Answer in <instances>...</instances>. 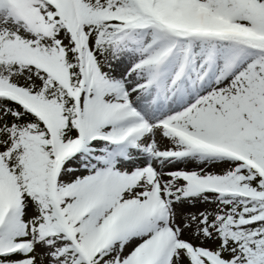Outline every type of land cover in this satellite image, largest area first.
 Here are the masks:
<instances>
[{"label":"snow or ice","instance_id":"1","mask_svg":"<svg viewBox=\"0 0 264 264\" xmlns=\"http://www.w3.org/2000/svg\"><path fill=\"white\" fill-rule=\"evenodd\" d=\"M0 264H264V0H0Z\"/></svg>","mask_w":264,"mask_h":264},{"label":"rangeland","instance_id":"2","mask_svg":"<svg viewBox=\"0 0 264 264\" xmlns=\"http://www.w3.org/2000/svg\"><path fill=\"white\" fill-rule=\"evenodd\" d=\"M193 211L195 210V209H192Z\"/></svg>","mask_w":264,"mask_h":264}]
</instances>
